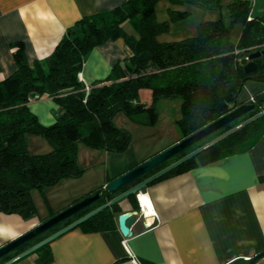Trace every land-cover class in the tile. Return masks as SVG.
<instances>
[{
  "label": "trees",
  "instance_id": "trees-1",
  "mask_svg": "<svg viewBox=\"0 0 264 264\" xmlns=\"http://www.w3.org/2000/svg\"><path fill=\"white\" fill-rule=\"evenodd\" d=\"M158 1L125 0L109 10L78 18L45 57V65L37 59L28 62L21 42L10 43L16 69L0 80V212L16 213L22 218L33 216L37 207L32 189L41 191L63 178L79 177L84 171L77 162L79 143L112 152L124 151L131 142V134L114 123L117 113L131 117L145 111L147 116L143 120H133L154 125L158 119L155 101L177 98L180 104L175 123L182 138L228 112L247 80L264 82V52L254 59L255 70H244L249 52L264 50V12L253 14L251 1L229 0L228 23L219 15L199 21L191 35L168 40L158 36L169 30L170 22L185 18L190 10L168 6V18L158 20ZM167 1L182 7L186 4L218 10L220 6V0ZM124 21L133 26L136 35L123 29ZM236 23L240 24V33L232 41L231 30ZM118 37L123 38L131 54L116 60L109 73L88 84L86 91L79 73L87 54L94 46ZM142 87L151 91L152 102L148 105L139 100ZM31 92L35 97L48 96L57 104L59 115L52 123L42 124L29 109ZM260 93L253 94L255 107L247 117L264 110ZM261 118L264 114L154 180L247 150L264 133ZM241 120L233 119L115 191L98 186L96 189L102 190L98 201L0 256V264ZM26 133L41 134L50 149L29 151ZM129 199H134V206L138 207L135 194ZM118 211L115 202L79 226L86 231L112 228ZM33 252L45 263L52 258L49 242Z\"/></svg>",
  "mask_w": 264,
  "mask_h": 264
},
{
  "label": "crops",
  "instance_id": "crops-1",
  "mask_svg": "<svg viewBox=\"0 0 264 264\" xmlns=\"http://www.w3.org/2000/svg\"><path fill=\"white\" fill-rule=\"evenodd\" d=\"M123 1L0 0V80L16 69L11 42L22 43L28 62L37 59L45 65V57L67 27L82 16L109 10ZM130 54L122 37L106 40L87 54L79 77L86 84L104 78L116 60ZM247 81L248 88L239 93L238 100H248L264 90V82ZM164 100L173 103L174 111L171 115L158 112L154 125L127 123L119 113L114 116L116 125L130 131L129 146L121 152L89 150L84 164L78 160L84 168L81 176L48 186L66 189L60 209L180 138L175 123L180 100ZM28 107L38 119L42 115V123L53 119L49 108L58 109L45 95L29 98ZM138 138L142 143L136 145ZM141 191L149 197L152 214L140 211L135 201L118 203V212L138 210L130 224L131 236L120 233L117 212L112 228L86 231L78 224L54 237L49 241V262L31 252L17 264H246L264 251V133L247 150L154 180ZM43 218L47 217L36 213L22 218L0 212V244ZM254 264H264V256Z\"/></svg>",
  "mask_w": 264,
  "mask_h": 264
},
{
  "label": "water",
  "instance_id": "water-1",
  "mask_svg": "<svg viewBox=\"0 0 264 264\" xmlns=\"http://www.w3.org/2000/svg\"><path fill=\"white\" fill-rule=\"evenodd\" d=\"M264 50H253L249 52L247 58L248 61L244 64V70L246 72H251L256 69V62L255 58L259 56ZM262 101H264V90L260 93ZM35 93L31 92L29 94V98L35 97ZM255 107V102L253 98H249L248 100L241 101L236 100L234 106L225 114L221 115L220 117L216 118L215 120L209 122L205 126L201 127L200 129L194 131L193 133L179 138L175 142L171 143L170 145L166 146L165 148L159 150L158 152L152 154L151 156L143 159L136 165L130 167L129 169L125 170L124 172L120 173L119 175L112 178L110 181L106 182L102 185V189L107 191H115L120 186L124 185L125 183L133 180L134 178L146 173L150 169L156 167L163 161L167 160L168 158L173 157L175 154L180 152L181 150L185 149L189 145L201 140L208 134L212 133L216 129L220 128L221 126L227 124L228 122L232 121L235 118H241V122L236 124L235 126L229 128L228 130L224 131L223 133L219 134L218 136L212 138L211 140L203 143L199 147L193 149L192 151L186 153L185 155L177 158L176 160L172 161L168 165L162 167L161 169L155 171L151 175L147 176L146 178L140 180L139 182L135 183L134 185L130 186L128 189L116 194L108 201L102 203L101 205L93 208L92 210L86 212L82 216L76 218L75 220L67 223L66 225L62 226L58 230L54 231L53 233L49 234L48 236L44 237L43 239L39 240L38 242L34 243L33 245L29 246L28 248L22 250L21 252L17 253L13 257L9 258L8 260L4 261L1 264H10L12 262L18 261L22 257L28 255L29 253L33 252L35 249L43 245L44 243L49 242L54 237L58 236L59 234L77 226L79 223L84 221L85 219L89 218L90 216L94 215L98 211L103 208L111 206L115 202H120L123 199L130 201V196L134 195L141 191L147 184L151 181L156 179L157 177L161 176L165 172L169 171L173 167L179 165L183 161L195 156L200 151L206 149L207 147L211 146L212 144L216 143L217 141L221 140L222 138L226 137L227 135L231 134L232 132L236 131L237 129L241 128L242 126L246 125L247 123L253 121L254 119L258 118L262 114H264V110L259 111L249 117H247V113L253 110ZM52 114L55 118L59 115V109L52 110ZM102 197V190L101 189H94L91 192L85 194L84 196L74 200L64 208L58 210L51 216L45 218L44 220L40 221L33 227L29 228L28 230L22 232L18 236L8 240L0 244V256L4 255L5 253L13 250L14 248L21 246L28 240L34 238L35 236L39 235L40 233L48 230L56 226L57 224L61 223L62 221L66 220L71 215L77 213L79 210L86 208L87 206L92 205L96 201H98ZM138 214L137 209H133L132 211H121L117 213V226L120 233L125 236H131L132 231L130 230V224L135 220V216ZM261 256H264V251L258 252L254 256H252L246 264H254ZM136 264H139L136 262Z\"/></svg>",
  "mask_w": 264,
  "mask_h": 264
},
{
  "label": "rangeland",
  "instance_id": "rangeland-1",
  "mask_svg": "<svg viewBox=\"0 0 264 264\" xmlns=\"http://www.w3.org/2000/svg\"><path fill=\"white\" fill-rule=\"evenodd\" d=\"M228 2H229V0H220L219 9L216 10V9L205 8V7L198 6V5L189 6V5L185 4L183 7L182 6H175V5H171L167 0H159L155 5V14H156V18L158 20H163V19L168 18V12H167L166 6H169L172 8H179V9L188 8L190 10V13L185 18L180 19L177 22H170L169 30L167 32L160 34L158 36L159 39H167V40L168 39H179L181 37L191 35L195 31L194 26L199 21H202L205 19L216 18L219 15L221 16V18L223 19V21L225 23H228L229 22L228 6H227ZM251 12L253 14H261L262 12H264V0H255L252 3ZM122 27L128 33H132V34L136 35L135 29L133 28V26L128 21H124L122 24ZM239 33H240V24L236 23L233 25L232 30H231L230 38L232 39V41H236V39L239 36ZM250 80H248V81H250ZM248 85H249V83H247V84L245 83L244 86L242 87L240 93L243 94L244 91L248 88ZM139 100L142 103H145L147 105L152 102V95H151V91L149 88L142 87L139 89ZM38 101H41V100H38ZM155 106H156L158 112H160L162 114L164 112H166V113H169L171 115V113L174 111L173 103H167V101H165L164 99L156 100ZM40 108H41V110H45V108L43 106H40ZM46 110H47V108H46ZM48 112L52 116L53 119L51 122L42 123L40 118L43 119V117L40 114L38 120L42 124L47 125V124L52 123L55 120V117L52 114V108H49ZM119 114H120V116H122L124 118V120L127 123L132 121L133 119L141 121L147 116L145 111H140V112L134 113V114H132L131 117L127 116L123 113H119ZM117 121L120 122V120L118 118H117ZM259 121H260V128L264 129V118H261ZM136 130H139V129H136ZM136 133H137V131L134 130V135ZM25 138H26L28 150L31 152H46L50 149V145L48 144L45 137L42 136L41 134L26 133ZM141 143H142V139L140 138L136 145L141 144ZM92 149H95V148L89 147V146L85 145L84 143H79L77 146V162L79 160V163L84 164L85 163L84 159L86 158V154L88 157V152H89V150H92ZM82 181H83V179H80L79 183L82 184ZM64 193H66V189H62L59 187H45L41 191H38L36 189H32L31 194H32V197L34 199L35 205L37 207V214L39 216L47 217L50 213L57 212L60 209V207H62V205H63L62 203H64L63 198L66 197V195Z\"/></svg>",
  "mask_w": 264,
  "mask_h": 264
},
{
  "label": "bare ground",
  "instance_id": "bare-ground-1",
  "mask_svg": "<svg viewBox=\"0 0 264 264\" xmlns=\"http://www.w3.org/2000/svg\"><path fill=\"white\" fill-rule=\"evenodd\" d=\"M136 196H137V199L139 200V202L141 203L142 209L144 212L145 211H152L151 203L148 199L149 197L147 196V194L144 191H139Z\"/></svg>",
  "mask_w": 264,
  "mask_h": 264
},
{
  "label": "built area",
  "instance_id": "built-area-1",
  "mask_svg": "<svg viewBox=\"0 0 264 264\" xmlns=\"http://www.w3.org/2000/svg\"><path fill=\"white\" fill-rule=\"evenodd\" d=\"M249 1H251V2L253 3L255 0H249ZM88 89H89V85H88V84H85V90L88 91ZM136 195H137V194H136ZM136 199H137V196H136ZM137 203H138L139 210L142 211V212L144 213V211H143V209H142V205H141V203L139 202L138 199H137ZM150 213L152 214L153 211H150Z\"/></svg>",
  "mask_w": 264,
  "mask_h": 264
},
{
  "label": "flooded vegetation",
  "instance_id": "flooded-vegetation-1",
  "mask_svg": "<svg viewBox=\"0 0 264 264\" xmlns=\"http://www.w3.org/2000/svg\"><path fill=\"white\" fill-rule=\"evenodd\" d=\"M136 197V196H135ZM132 201L134 202V199H132ZM117 203H119V202H117Z\"/></svg>",
  "mask_w": 264,
  "mask_h": 264
}]
</instances>
